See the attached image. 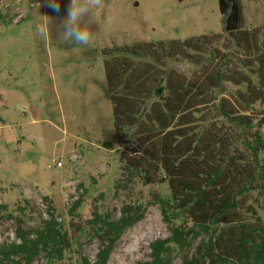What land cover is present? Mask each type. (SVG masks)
I'll use <instances>...</instances> for the list:
<instances>
[{"label":"rangeland","instance_id":"obj_1","mask_svg":"<svg viewBox=\"0 0 264 264\" xmlns=\"http://www.w3.org/2000/svg\"><path fill=\"white\" fill-rule=\"evenodd\" d=\"M239 1L243 28L264 31V0ZM58 3L57 11L49 0H0V246L19 242L20 226L42 228L52 208L70 250L63 261L43 251L33 264L93 262L102 245L88 223L95 214L118 220L124 206L143 205L144 218L122 235L109 260L141 264L154 241L170 236L158 203L170 192L166 183L145 186L124 169L121 155L129 143L115 132L104 52L210 34L226 39L219 0H105L89 25L86 47L57 39L55 27L69 0ZM43 15L53 19L47 41L35 32ZM165 67L187 77L194 71L175 59ZM255 110L264 118L263 106ZM255 202L264 218V198ZM173 264H183L182 258Z\"/></svg>","mask_w":264,"mask_h":264},{"label":"trees","instance_id":"obj_2","mask_svg":"<svg viewBox=\"0 0 264 264\" xmlns=\"http://www.w3.org/2000/svg\"><path fill=\"white\" fill-rule=\"evenodd\" d=\"M219 10L226 39L210 34L104 52L115 132L129 143L124 169L170 192L158 200L170 236L154 241L141 264L179 256L183 264H264V218L255 208V198H264V118L255 110L264 107V31L243 28L239 0H219ZM169 59L192 65L191 76L165 69ZM145 212L126 205L118 220L95 214L88 223L102 245L95 261L81 257L80 264H109ZM51 214L33 232L20 226L19 242L0 246V264H33L43 251L63 261L68 234Z\"/></svg>","mask_w":264,"mask_h":264},{"label":"clouds","instance_id":"obj_3","mask_svg":"<svg viewBox=\"0 0 264 264\" xmlns=\"http://www.w3.org/2000/svg\"><path fill=\"white\" fill-rule=\"evenodd\" d=\"M49 6L59 10L58 0H49ZM105 7V0H69L65 16L56 24V37L70 46H88L92 39L89 25L93 17ZM52 17L43 15L36 24V35L47 41L52 33Z\"/></svg>","mask_w":264,"mask_h":264},{"label":"built area","instance_id":"obj_4","mask_svg":"<svg viewBox=\"0 0 264 264\" xmlns=\"http://www.w3.org/2000/svg\"><path fill=\"white\" fill-rule=\"evenodd\" d=\"M57 166H58V167H61V166H62V164H61V163H58V164H57Z\"/></svg>","mask_w":264,"mask_h":264}]
</instances>
